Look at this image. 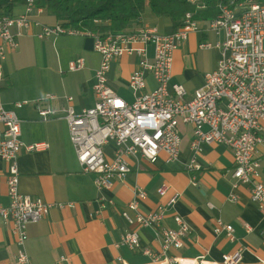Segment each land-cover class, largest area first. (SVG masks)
Here are the masks:
<instances>
[{"label":"crops","instance_id":"crops-1","mask_svg":"<svg viewBox=\"0 0 264 264\" xmlns=\"http://www.w3.org/2000/svg\"><path fill=\"white\" fill-rule=\"evenodd\" d=\"M23 7L17 10L18 14ZM146 12L139 21L131 22L127 32L141 26H156L162 20ZM38 19L47 25L57 22L45 12ZM167 24L168 20L164 18ZM198 30L191 32L175 51L170 83L183 85L187 98L204 84L205 74L212 72L219 58L215 46L201 51L198 44H212L223 40V33L215 35L207 31V21L196 20ZM171 26V24H169ZM16 37L17 47L7 52L3 63L4 77L0 81V99L4 108L14 110L21 120V140L29 145L36 142L48 144L40 151H27L18 154L19 191L33 198H39L53 205L41 220L27 226V239L24 250L32 264H152L153 258L143 253L148 248L152 253L160 252L159 241L154 238L149 227L128 225L121 216L133 198V187L138 185L145 191V198L139 201V211L147 213L177 195L176 203L168 207L161 222L162 227L174 228L173 216L187 220L190 232L184 238L181 248H170L166 256L195 259L204 256L205 260L219 264L224 255L233 249L243 247L241 264H262L264 260V213L251 201L249 187L238 185L233 188L230 173L233 168V153L224 144H202V151L191 148L192 126L181 125V143L177 158L169 162L165 156L154 161L137 155L128 156L130 171L122 180L115 179L108 189L99 191L94 185V176L82 171L69 138L68 126L64 119L42 121L39 119L35 102L49 104L54 109L68 106L65 99L71 96V106L79 111L92 107L95 103L92 85L94 72L100 63V54L93 48V38L88 34L73 35L74 47L65 58L62 52L50 49L58 37L39 39L34 32ZM166 34L165 30L158 29ZM172 32V26L171 30ZM169 31V32H170ZM151 55L152 50L149 49ZM52 58L55 61H51ZM200 55V57H198ZM57 57V58H56ZM207 60L199 69L194 59ZM82 58L84 67L69 71L68 63ZM58 59V60H57ZM138 57L124 55L111 62L107 77L108 85L116 94L128 102L133 94L128 87V77L137 68ZM155 86L152 77H145L144 92ZM51 95L52 99H45ZM16 102H24L16 107ZM261 136L264 140V122L261 123ZM115 145L104 147L108 158L113 156ZM255 157L260 161L261 180L264 184V146L258 145ZM195 158L198 168L188 169ZM8 163L0 158V206L9 204L6 183ZM165 184L168 189L160 195L158 188ZM234 195L236 200H231ZM112 200L109 204L106 200ZM234 228L235 240L230 241L224 233L216 235L213 228L216 220ZM9 221L0 219V264H15V256L20 250L16 235L11 231ZM249 228V229H248ZM127 230H134L139 236V247L131 249L126 245L116 246ZM64 258L61 260V258Z\"/></svg>","mask_w":264,"mask_h":264},{"label":"built area","instance_id":"built-area-1","mask_svg":"<svg viewBox=\"0 0 264 264\" xmlns=\"http://www.w3.org/2000/svg\"><path fill=\"white\" fill-rule=\"evenodd\" d=\"M200 3L201 0H191ZM203 8V4H201ZM218 15L208 21L207 31L215 35L223 33L221 42L214 44L201 42L198 47L219 49L215 69L204 77V84L187 98L183 85L170 83L173 51L198 30L196 20L187 13L184 24L170 34H162L154 26H142L133 32L109 33L103 36L62 26L60 23L47 25L38 19L43 9L35 7L33 0L24 4L23 11L9 15L0 11V81L4 77L3 63L7 52L17 47L16 37L34 32L39 39L56 38L61 35L88 34L93 38V48L101 56L99 67L94 72L92 85L95 103L92 107L76 111L66 96L68 106L54 109L51 105L35 102L40 120L64 119L68 126L70 141L77 161L85 173L94 176L93 182L101 191L112 186L115 179L122 180L130 171L128 156H141L154 162L160 154L169 162L177 158L180 149V126H192L191 148L202 151V144H224L233 153L232 187L247 185L250 199L264 213V184L261 180L260 161L255 157L258 145L264 146L261 123L264 122V4L250 0L230 7L218 6ZM152 53L150 55L149 49ZM138 57V66L129 75L128 87L133 94L131 102L118 96L108 85L107 73L111 62L124 56ZM84 67L82 58L68 63L69 71ZM149 74L154 88L144 92L145 77ZM1 98V97H0ZM51 95L43 100L52 99ZM24 102H16L21 107ZM21 120L14 110L4 108L0 99V158L8 163L6 183L9 204L0 206V219L9 221L11 231L16 235L20 250L15 256V264H32L24 245L27 226L46 216L53 205L33 198L19 191L18 154L22 148L27 151L46 149L48 144L36 142L26 145L21 140ZM115 145L113 156L105 155L108 143ZM198 168L195 158L188 169ZM168 186L158 188L163 195ZM133 198L121 216L128 225L149 227L154 238L159 241L160 252L154 254L144 248L143 253L153 258L152 264H214L204 256L195 259L167 257L170 248H181L184 238L190 232V225L179 215L173 216L174 228L162 227L161 222L168 207H172L177 195L166 205H159L147 213L139 211V201L145 198V191L134 185ZM231 200H236L232 195ZM107 203L112 204L110 199ZM249 229V228H248ZM216 235L225 234L230 241L235 240L234 228L220 219L213 228ZM139 236L134 230H127L116 246L126 245L131 249L139 247ZM243 247L233 249L223 256L219 264H241ZM64 258L62 257L61 260ZM264 264V260L260 261Z\"/></svg>","mask_w":264,"mask_h":264},{"label":"trees","instance_id":"trees-1","mask_svg":"<svg viewBox=\"0 0 264 264\" xmlns=\"http://www.w3.org/2000/svg\"><path fill=\"white\" fill-rule=\"evenodd\" d=\"M27 1L0 0V11L16 15L15 12L24 8ZM245 1L247 0H201L200 3L191 0H33V3L62 26L104 37L109 33L127 32L131 22L139 21L146 12L166 18L174 32L184 24L187 13L192 14L193 20L208 23L218 15L220 4L236 7ZM250 1L264 4V0Z\"/></svg>","mask_w":264,"mask_h":264},{"label":"rangeland","instance_id":"rangeland-1","mask_svg":"<svg viewBox=\"0 0 264 264\" xmlns=\"http://www.w3.org/2000/svg\"><path fill=\"white\" fill-rule=\"evenodd\" d=\"M162 20H158V22L156 23L158 26V29L160 28V30H165L167 32H165L166 34H170L172 33L171 30V26H169V24H167L164 18H160ZM170 31V32H169ZM163 34V32H162ZM73 35H61L58 37V42H54L52 43V46H50V49L52 51V49H56L57 55L59 56L62 52H64V55H61V58H66L68 56V54L70 53L71 48L74 47V39H73ZM205 49H201V51H204ZM101 57V56H100ZM200 57V55L198 56ZM57 58V57H56ZM58 60V59H57ZM51 61H55L54 58H52L51 55ZM101 61V59H100ZM208 61L207 60H200L199 58L194 59V65L197 66L199 69L203 68L205 65H207ZM100 65V63H99ZM99 67V66H98Z\"/></svg>","mask_w":264,"mask_h":264}]
</instances>
